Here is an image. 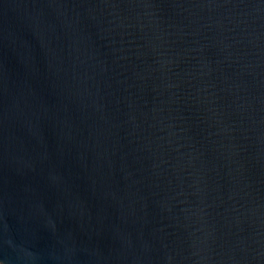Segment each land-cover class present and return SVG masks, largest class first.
Wrapping results in <instances>:
<instances>
[{"label":"water","instance_id":"obj_1","mask_svg":"<svg viewBox=\"0 0 264 264\" xmlns=\"http://www.w3.org/2000/svg\"><path fill=\"white\" fill-rule=\"evenodd\" d=\"M0 264H264V0H0Z\"/></svg>","mask_w":264,"mask_h":264}]
</instances>
